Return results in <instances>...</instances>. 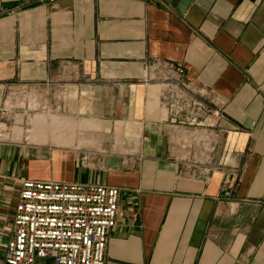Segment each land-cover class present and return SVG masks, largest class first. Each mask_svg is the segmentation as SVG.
I'll return each mask as SVG.
<instances>
[{
  "label": "crops",
  "instance_id": "obj_1",
  "mask_svg": "<svg viewBox=\"0 0 264 264\" xmlns=\"http://www.w3.org/2000/svg\"><path fill=\"white\" fill-rule=\"evenodd\" d=\"M21 3L0 0V264L24 179L120 189L105 264H264V0ZM154 61L222 116L192 121Z\"/></svg>",
  "mask_w": 264,
  "mask_h": 264
},
{
  "label": "built area",
  "instance_id": "obj_2",
  "mask_svg": "<svg viewBox=\"0 0 264 264\" xmlns=\"http://www.w3.org/2000/svg\"><path fill=\"white\" fill-rule=\"evenodd\" d=\"M52 2L54 0H48ZM153 1V0H146ZM44 0H22L21 7ZM165 68L176 90L169 98L181 105L192 121L209 123L222 116L183 81L184 69L154 61L146 69ZM120 189L114 185L24 179L16 194L10 235L1 264H105L109 232L116 225Z\"/></svg>",
  "mask_w": 264,
  "mask_h": 264
},
{
  "label": "rangeland",
  "instance_id": "obj_3",
  "mask_svg": "<svg viewBox=\"0 0 264 264\" xmlns=\"http://www.w3.org/2000/svg\"><path fill=\"white\" fill-rule=\"evenodd\" d=\"M57 119V117H55V120ZM58 120H60V119H58ZM58 122V121H57ZM60 122H63L62 120H60L59 121V125H57V126H60L62 123H60ZM55 123H56V121H55ZM67 124L68 125H70V127H76V128H83V129H97L96 127H92V126H85V124H83V123H79V122H77V121H75V120H72V119H69L68 120V122H67ZM92 123L91 122H89V125H91ZM78 129H74L73 131L75 132V135L77 134V132H79V131H77ZM83 132V134H82V136H85L82 140H80L79 141V144L78 145H86V144H89V145H95L96 143H95V141H93L92 139H91V136H95L97 139H95L96 141H98V142H100V144L101 143H103V142H105L106 140H107V137L108 136H106L105 137V135H102L103 134V132H98V133H95L94 131H92V130H86V131H82ZM87 132V133H86ZM94 132V133H93ZM74 135V136H75ZM91 135V136H90ZM106 135H108V134H106ZM90 136V137H89ZM98 136H99V138H98ZM87 137H89V138H87ZM108 143V142H107ZM48 263V260L47 259H43V258H38V259H36V264H47Z\"/></svg>",
  "mask_w": 264,
  "mask_h": 264
},
{
  "label": "water",
  "instance_id": "obj_4",
  "mask_svg": "<svg viewBox=\"0 0 264 264\" xmlns=\"http://www.w3.org/2000/svg\"><path fill=\"white\" fill-rule=\"evenodd\" d=\"M119 159L112 155H105V164L112 165L115 164Z\"/></svg>",
  "mask_w": 264,
  "mask_h": 264
}]
</instances>
